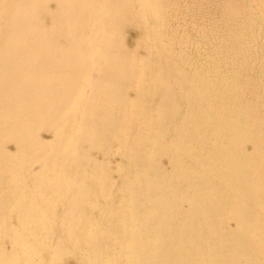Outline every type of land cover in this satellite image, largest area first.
Wrapping results in <instances>:
<instances>
[{
	"label": "bare ground",
	"instance_id": "6f19581e",
	"mask_svg": "<svg viewBox=\"0 0 264 264\" xmlns=\"http://www.w3.org/2000/svg\"><path fill=\"white\" fill-rule=\"evenodd\" d=\"M67 256L264 264V0H0V264Z\"/></svg>",
	"mask_w": 264,
	"mask_h": 264
},
{
	"label": "rangeland",
	"instance_id": "374dc122",
	"mask_svg": "<svg viewBox=\"0 0 264 264\" xmlns=\"http://www.w3.org/2000/svg\"><path fill=\"white\" fill-rule=\"evenodd\" d=\"M138 31L136 26H131L128 28L127 30V34L125 37V42L127 44L128 47L133 48L134 44H135V39L137 37ZM44 135V133H43ZM163 163L165 165H167V161L163 160ZM233 225V223H231V226ZM63 264H74L73 259L70 256H67L64 258Z\"/></svg>",
	"mask_w": 264,
	"mask_h": 264
}]
</instances>
